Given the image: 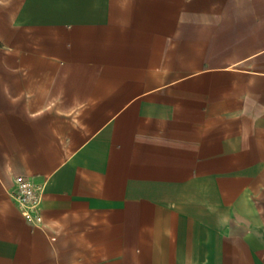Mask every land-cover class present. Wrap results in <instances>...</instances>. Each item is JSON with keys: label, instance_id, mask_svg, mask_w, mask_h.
Segmentation results:
<instances>
[{"label": "crops", "instance_id": "obj_1", "mask_svg": "<svg viewBox=\"0 0 264 264\" xmlns=\"http://www.w3.org/2000/svg\"><path fill=\"white\" fill-rule=\"evenodd\" d=\"M0 264H264V0H0Z\"/></svg>", "mask_w": 264, "mask_h": 264}, {"label": "built area", "instance_id": "obj_2", "mask_svg": "<svg viewBox=\"0 0 264 264\" xmlns=\"http://www.w3.org/2000/svg\"><path fill=\"white\" fill-rule=\"evenodd\" d=\"M18 187L16 190L10 189V197L20 206L27 207L25 217L32 223L39 225L43 223V217L39 212L42 201V187L33 183L28 178H17ZM35 212V215H33Z\"/></svg>", "mask_w": 264, "mask_h": 264}]
</instances>
